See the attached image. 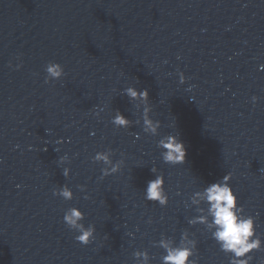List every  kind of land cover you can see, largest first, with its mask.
<instances>
[{"label": "water", "instance_id": "1", "mask_svg": "<svg viewBox=\"0 0 264 264\" xmlns=\"http://www.w3.org/2000/svg\"><path fill=\"white\" fill-rule=\"evenodd\" d=\"M49 63L64 76L45 83ZM128 87L148 91L159 135L143 132ZM116 111L132 126L115 127ZM175 134L181 165L157 147ZM97 152L121 171L101 180ZM153 168L166 207L144 198ZM229 173L264 242V0H0V264H142L137 252L162 264L161 240L230 264L192 203ZM64 185L71 201L53 195ZM72 207L95 226L87 246L63 221ZM250 260L264 264V246Z\"/></svg>", "mask_w": 264, "mask_h": 264}, {"label": "clouds", "instance_id": "2", "mask_svg": "<svg viewBox=\"0 0 264 264\" xmlns=\"http://www.w3.org/2000/svg\"><path fill=\"white\" fill-rule=\"evenodd\" d=\"M9 67H12L9 64ZM22 67V64L16 65V70ZM45 83L53 80H60L64 76V69L58 63H49L46 68ZM180 83H184L183 74L180 75ZM123 94L130 100H138L144 102L142 113L143 132L147 135H159L161 123L150 118L151 109L148 106L149 94L147 90L139 91L134 87L124 89ZM257 97H253L255 103ZM99 115V113H97ZM111 123L117 128L128 129L132 126V121L116 111ZM175 127V125H173ZM157 147L161 150V158L164 163L171 165H181L185 162L186 147L179 139L178 135H166L159 139ZM68 162L66 156L61 157L59 163ZM93 163L103 164L101 169V177L104 178L115 175L121 171V163H113L110 155L107 152H97L92 158ZM70 169L64 168L63 175L69 177ZM152 173L155 179L148 181L144 191V198L153 203H157L161 207H166L168 204V195L165 191V180L163 175L157 174V169L153 168ZM231 174H227L222 180L216 183L209 184L202 191L196 192L193 195L192 203L196 206L201 204L207 205V215H204V209L200 208V215L196 218L197 223H209L208 217H211L209 227L215 229L213 239L220 246V250L232 256L230 264H251L250 254L254 251H259L264 242L256 238L255 221L249 217H244L242 207L238 206L237 196L230 187ZM80 191H85L83 186H79ZM54 196H59L65 201H71L74 196L72 190L64 185L58 191L53 192ZM88 199L87 196L84 197ZM84 214L76 207L69 208L63 216V221L70 230L78 233L75 240L84 245H89L94 238L95 226L88 225L85 227ZM151 222V221H149ZM131 236L132 234L129 233ZM187 240L186 235L182 236V241ZM159 246L164 249L165 255L162 257V264H196L192 260L195 248L194 241H188L187 244L182 243L179 246H172L166 240H161ZM136 259L142 261V264H149V257L146 252L135 253Z\"/></svg>", "mask_w": 264, "mask_h": 264}]
</instances>
